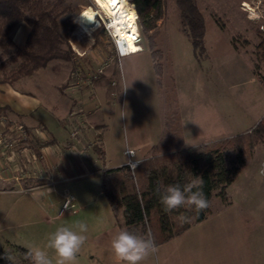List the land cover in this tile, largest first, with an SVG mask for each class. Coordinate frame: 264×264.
Here are the masks:
<instances>
[{
    "label": "rangeland",
    "instance_id": "obj_1",
    "mask_svg": "<svg viewBox=\"0 0 264 264\" xmlns=\"http://www.w3.org/2000/svg\"><path fill=\"white\" fill-rule=\"evenodd\" d=\"M194 1L206 25L207 55L201 61L184 32L176 0L162 1L159 20L150 12L141 21L133 0H127L137 13L143 51L123 61L116 54L112 17L97 8L95 0H64L72 9L68 19L76 21L69 35L75 56L71 65L58 64L72 68L70 80L104 78L118 94L108 108L102 107L110 116L104 162L111 166L128 160L123 154L128 149L139 150L135 160L156 155L164 112L178 105L187 122L196 126L198 144L249 134L245 146L254 147L246 150L245 165L227 189L228 202L214 196L203 222L158 246L143 264H264V141L252 142L253 132L264 124V0ZM86 12L94 15L93 25L82 23ZM141 23L148 36L157 33V50L163 53L161 80ZM15 67L1 70L0 80ZM125 82L131 86L123 91ZM46 144L19 120L0 118V146L6 155L0 161V251L14 258L15 247L43 248L59 226L85 221L89 238L77 264H118L110 242L118 231L127 230L123 210L117 217L112 213L99 176L52 185L48 178L39 181L47 175L39 155ZM227 157L231 167L235 155Z\"/></svg>",
    "mask_w": 264,
    "mask_h": 264
},
{
    "label": "trees",
    "instance_id": "obj_2",
    "mask_svg": "<svg viewBox=\"0 0 264 264\" xmlns=\"http://www.w3.org/2000/svg\"><path fill=\"white\" fill-rule=\"evenodd\" d=\"M162 1L133 0L139 20L149 17L150 12L154 13V20H159ZM176 5L194 56L201 61L207 55L205 19L194 0H176ZM71 14L72 9L65 6L64 0H0V71L16 65L10 75H4L0 82L13 84L21 78L31 77L47 68L52 61L71 62L75 53L69 35L76 25L74 19H68ZM23 23L30 27V33L25 47L20 49L13 42V34ZM140 29L148 40L155 72L161 80L163 53L157 50V33L148 36V30L142 23ZM159 87H163L162 81ZM7 115L8 109L0 108V118ZM180 123L178 111L170 109L165 117L163 135L155 147L156 156L139 162L134 171L128 165L107 171L106 181L102 185L103 194L115 217L123 210L127 230L136 234L150 231L157 246L182 235L192 226L203 222L209 214V207L197 213L194 208L187 206L166 213L160 201L163 188L179 184L183 189L192 179L202 177L203 192L209 203L214 196L228 202L227 189L245 165L246 150L254 147L245 146L248 134L185 148ZM253 135L254 144L264 141L263 123ZM228 153L235 155L231 167L227 166ZM181 215L191 219L183 222ZM15 251L14 264H31L24 259L26 249L15 247ZM4 254L10 255L0 251V257ZM0 264L9 262L0 259Z\"/></svg>",
    "mask_w": 264,
    "mask_h": 264
},
{
    "label": "crops",
    "instance_id": "obj_3",
    "mask_svg": "<svg viewBox=\"0 0 264 264\" xmlns=\"http://www.w3.org/2000/svg\"><path fill=\"white\" fill-rule=\"evenodd\" d=\"M29 33L30 27L25 23L21 24L13 34L14 44L23 49ZM58 63L61 61H52L47 68L42 69L44 74H39L40 70L13 84L0 82V108H7L6 117L19 120L35 138H42L48 143L39 149L47 173L45 177L39 176V181L48 178L52 185L55 182L95 175L102 180L103 194L105 173L127 165V160L114 166L104 162L110 116L102 107H109L118 94L113 93V86L104 82V78L95 82L70 80L72 68L61 67ZM62 63L72 64L65 61ZM56 74L62 76L56 77ZM175 109L180 115L185 148L211 144H198L196 126L187 122L179 105ZM169 110L164 112L161 135L158 134L155 146L163 135L165 117ZM144 120L145 117L141 116V122ZM77 130L79 132L74 136L73 133ZM188 140L193 144L189 146ZM138 144L135 143L134 146ZM2 148L0 146V161H4L6 156ZM128 150H132L135 157L139 155L138 149ZM152 157H139L136 161Z\"/></svg>",
    "mask_w": 264,
    "mask_h": 264
},
{
    "label": "clouds",
    "instance_id": "obj_4",
    "mask_svg": "<svg viewBox=\"0 0 264 264\" xmlns=\"http://www.w3.org/2000/svg\"><path fill=\"white\" fill-rule=\"evenodd\" d=\"M249 19H259V15H249ZM133 39L139 41L142 38L137 33ZM142 51L143 48L138 43L128 40L116 43L117 56L121 61L137 56ZM130 86L131 84L125 82L123 91H126ZM132 168L134 171L135 165H132ZM262 174H264V170H262ZM203 184L202 177H196L184 185L183 189L179 184L164 187L160 197L164 211L170 213L184 206L190 209L194 208L197 213L207 209L209 201L203 192ZM157 191H160V186ZM180 219L183 222H188L191 218L181 215ZM88 232L89 225L85 221H76L71 226H59L50 234L47 244L43 248L33 244L26 245L27 251L24 253V259L29 260L31 264H77L78 255L89 238ZM158 250L155 238L150 231L146 234H136L129 230H120L110 242V251L118 264H143ZM0 259L14 264V258L10 255L4 254Z\"/></svg>",
    "mask_w": 264,
    "mask_h": 264
},
{
    "label": "bare ground",
    "instance_id": "obj_5",
    "mask_svg": "<svg viewBox=\"0 0 264 264\" xmlns=\"http://www.w3.org/2000/svg\"><path fill=\"white\" fill-rule=\"evenodd\" d=\"M95 1L97 8L104 14L112 17L110 28L116 40L122 43L125 40L133 42L132 34L137 33V13L135 8L129 5L127 0ZM125 7H127L126 10L124 9ZM85 14L83 15L82 23L88 26L93 25L94 15L89 12ZM130 37L132 38L131 40L129 39Z\"/></svg>",
    "mask_w": 264,
    "mask_h": 264
},
{
    "label": "built area",
    "instance_id": "obj_6",
    "mask_svg": "<svg viewBox=\"0 0 264 264\" xmlns=\"http://www.w3.org/2000/svg\"><path fill=\"white\" fill-rule=\"evenodd\" d=\"M249 11H250V13H251V9H249ZM252 12H253V11H252ZM262 30L264 31V27L262 28ZM137 33L140 34L138 28H137ZM137 33L132 34V37L134 38V37L136 36ZM140 36H141V35H140ZM133 42H134V43H138L139 46H140V42H141V40H139V41H135V40L133 39ZM116 43H117V41H116ZM116 54H117V52H116ZM117 57H118V56H117ZM118 58H119V57H118ZM119 59H120V58H119ZM78 132H79L78 130H77V131H74L73 135H74V136L77 135ZM125 155H126L127 158H128V160H127V165H128V166L130 167V169L133 171L132 165H135V169L137 168V165H138L137 161L134 159V158H135V153H134L132 150H126ZM135 169H134V170H135ZM66 206H67V204H66Z\"/></svg>",
    "mask_w": 264,
    "mask_h": 264
},
{
    "label": "snow or ice",
    "instance_id": "obj_7",
    "mask_svg": "<svg viewBox=\"0 0 264 264\" xmlns=\"http://www.w3.org/2000/svg\"><path fill=\"white\" fill-rule=\"evenodd\" d=\"M85 15H87V14H85ZM131 18V17H130ZM130 40L132 39L131 37L129 38Z\"/></svg>",
    "mask_w": 264,
    "mask_h": 264
}]
</instances>
